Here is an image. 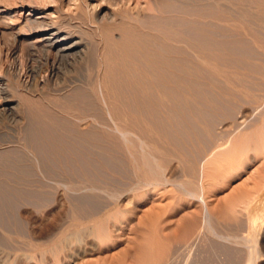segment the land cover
Returning <instances> with one entry per match:
<instances>
[{
	"label": "rangeland",
	"instance_id": "rangeland-1",
	"mask_svg": "<svg viewBox=\"0 0 264 264\" xmlns=\"http://www.w3.org/2000/svg\"><path fill=\"white\" fill-rule=\"evenodd\" d=\"M20 1L25 2L27 0ZM216 1L87 0L85 10L87 12H81V9L78 8L80 5L79 0H72L71 2L69 0H63L60 5V14L53 21L59 23L65 31L73 34L76 38L83 40L85 54L75 64L62 65V73L46 85L43 81L46 78V70L49 66L45 64L46 62L42 59L43 57L40 53H34L31 55V60L29 59L25 63L26 66L36 71L35 76L31 80L27 76H23V68L21 69L20 65V72H17L22 77L20 74H16L15 63L11 59V51L16 48L18 49V47L20 51L23 49L21 47H25L24 43L21 42L22 40L16 42V35L21 30V26L19 25L20 20L15 21L17 25L15 26L16 29L14 32L6 30L7 32L5 34H3L5 26L0 24V64L2 66L5 65L3 67L8 72L6 78L10 81L16 99L23 103L25 109V120H20L17 114L16 117L9 118L10 120L7 119L0 123V143L3 144V148L16 147V143L18 142L21 144L24 142L26 144L28 142L25 139L27 134L25 130L27 129L26 126L28 127L33 124L34 128L41 129L39 131V142L43 143L45 141L46 143V149L43 153L44 156H41L42 158H46L45 163L46 161L48 162L46 166L49 165L48 167H50L47 170L49 173H47V176L50 175L51 178H49L51 180L49 179V183L51 182L52 185L48 189H39L37 187L36 177L29 171L30 169H26L21 164L23 154L20 155V152L10 151L11 153L8 152V154L0 155V175H3V177H0V264H244L247 250L244 247H233V244L217 239V237L206 232L204 227V205L197 199L195 200L193 198V200L192 197L190 198V195H187V192L179 187V184H185L189 186L188 188L193 189L198 185L201 161L209 154L214 141L223 143L229 134L231 135L238 130L236 122L241 121L239 117L247 115L250 118L257 108H259V111H262H260V115H257L258 117L256 116L253 119V123L251 122L250 124H255L259 121L261 119L260 116L262 118L264 117V108H262L264 107V89L261 87L262 83H264V57L259 55L251 47L249 48L252 51L245 49V45L242 44L243 42L245 43L244 37L247 33L253 35L255 39L258 38L256 39L257 42L259 41L264 46V27L262 28L259 25L261 24L260 18L262 12L258 11V13L260 12L258 14L255 11L253 15L249 13V15L246 14L244 17L241 16L247 12L246 10L251 5L255 4L254 6H256L258 2H260L258 3L260 5L262 0H256L257 2L254 0H242L243 3H241V0H235L233 1L234 3L231 0H225V2L230 1V5H225V2L223 3L224 0H218L220 3L222 2V5L219 3V6L215 7ZM16 2L15 0H0L1 9H6L4 7L11 3L14 6ZM237 2L238 5H242V8L237 5ZM219 7H223V9L221 8L220 11H217ZM230 8L231 10L235 9L234 12ZM238 8L246 10L240 13V11L238 12ZM28 14V10L24 11L23 18L27 17ZM109 14L116 17L117 24H111L112 27L109 28L112 30H109L111 34L109 32L107 34L110 37H115L116 40L118 38L120 39V37L125 39L122 52L120 51L121 53L119 52L114 57L116 60L114 62V68H118V72L113 85V95L117 98L119 109H121L120 111L128 109L129 113L126 112L130 118L133 116L139 121L142 119L140 121L141 125H139L141 127L137 126L134 128H137L138 133L144 135L145 138L148 137L147 141L151 142L148 143L151 146L154 144L152 147L155 150L159 148L157 150L159 154L157 155H159V158L162 157V159L164 157L161 161L165 163V155L170 154L172 156L171 152L174 156V158L170 157L173 159L172 162L168 160L169 157H166V179H170L169 186H163V188L161 186L157 187L158 195L149 198L143 205H139L141 200L140 195L145 190L152 192L153 187H144L146 188L144 190L142 188L136 190L135 188H137L136 185L140 180L149 178V175L145 171L146 175L144 172L142 173L143 169H141L142 171L140 170L141 172L133 171L132 160L127 159V152H125L124 148L114 137L111 136V138L109 136L106 141L100 130L95 131L97 135L95 133V135L92 134L91 136H94L92 138L90 135L87 138L79 135L82 131L79 134L76 131L77 135L73 132V129H75L72 126L73 124L67 121L65 117L70 112L77 115L89 113L91 115L94 114L93 116L94 118L97 117V120H103L101 119L103 118L101 116L102 112L100 113L102 109L95 97L92 95L89 97L80 95L78 98L77 96L70 98L68 93L72 88L82 86L86 83L91 86L97 85L96 82H98L97 79L100 75L97 70L101 69L98 64L104 59L103 57L106 53L107 41L104 39L107 36L106 34L103 35V31L98 29L94 24H91V21L93 22V18L96 15L104 16L106 19L109 17ZM160 15H162V19L166 20L165 22L169 19V22L166 23L168 25H163L162 27L160 20L156 18ZM230 15L234 20L236 19L238 21H236L240 25L237 24L238 29L227 28V22L232 20H230ZM33 16L35 18H42L43 14L32 13ZM117 19H119V22ZM180 19H183L182 21L186 20V22L189 20V25L187 27L176 26L177 23L181 22ZM195 21L200 23L198 24ZM217 22L218 25L216 24ZM224 22L226 23L224 24ZM128 31H130V35ZM199 31L200 33H198ZM195 34L197 37L199 35L201 40L193 37ZM202 34L205 38L200 37ZM178 35L181 36V39H178L180 38ZM223 35L227 36H225L226 39ZM173 37L181 42L177 43V40ZM168 38L170 41H167ZM202 39L208 40L205 41L207 44ZM191 40L195 42L192 43L193 41ZM182 41L186 42V46ZM235 41L239 44H236L237 42ZM173 42L175 43L174 45ZM162 43H167L172 47L167 45V48L164 49L161 47L163 45ZM19 44L22 46L20 47ZM227 44L228 47H226ZM237 45L239 49L236 51ZM231 46H235L233 47L235 50L234 54ZM185 47H188L187 52ZM241 47L245 50L240 49ZM198 48L200 50L197 51ZM203 48H206V50ZM212 48L216 49L212 50ZM192 50H195L194 54ZM198 52L204 54L202 55L204 61L210 62L208 64L209 67L207 64H204L207 62L196 60L199 56L201 57L199 59L203 58ZM154 55H156V59ZM161 56L166 58L164 59ZM192 56L196 57L193 59ZM211 56L212 58L210 60L209 58ZM215 56H218V58ZM149 59L154 61L151 64L154 63L152 68L156 75L158 76L160 73L157 78L160 77L161 79L165 76L164 78L171 80L170 82L172 84L175 83L173 84V89L176 88V90H172L170 85L167 87L169 80L166 82L163 81L164 78L161 79L162 83H168L167 85L165 83V85L172 94L164 92L166 89H162L165 97L162 95V91L160 98L156 97L158 99H162L163 97V100H157L160 104L163 103L165 107L163 104L161 105L162 107L155 106V110L150 107L152 110L150 112L151 114L148 112L150 115H144L140 111V109L142 110L141 107H137L139 108L138 110L134 104L132 107L130 105L137 98L136 93L140 90H137L134 94L135 90L132 87L127 88V81L125 80L129 78L130 81V76L127 77L128 73L126 72L128 70L130 71V68L131 70L134 69L132 70L134 72L135 70L138 71L136 73H143L140 75L141 77L146 73V76H144L146 78L151 72L146 67V65H151ZM173 60H175L176 64H173ZM175 65L177 66L175 67ZM191 65L193 66L192 68H190ZM200 65L203 66L200 67ZM255 65L259 66V70ZM181 68H183L184 72ZM211 69L218 70L214 72ZM186 71L187 73H185ZM185 74L186 77H184ZM31 85L34 87L32 88ZM26 87L27 89H25ZM187 87H190V89ZM25 90L29 92L26 94L24 92ZM173 91H177L174 93L176 95L173 94ZM22 93L25 94L23 95ZM139 93H137V96ZM184 94L186 95L184 96ZM146 95H144L145 101L151 99L148 97L145 98ZM134 96L135 98H133ZM172 97L175 98L173 99ZM182 97L185 99V102H183L185 103L184 105L181 102L183 100ZM152 100L153 98L149 102H152ZM148 107L146 108L147 110H149ZM136 109L137 111H135ZM135 114H139L141 117ZM166 117H170L169 120ZM157 118H162L163 121L167 120V123L157 122L159 121L156 120ZM93 120L90 117L89 120L84 121L80 129H89ZM209 121L213 123L211 124ZM208 123L215 127L213 128ZM164 125L166 130H162V128L164 129ZM128 127L132 128L130 125ZM157 131L158 134H155ZM211 132H214V135ZM214 136L216 138H213V140L212 137ZM103 137L104 139L102 140ZM42 139L43 142L41 141ZM252 148L254 149V144ZM253 149L248 154L246 170L242 172L240 177L231 182H225L220 177L214 182L215 184L213 183L212 185L210 180L209 183L205 182L204 185L205 189H207L205 192L207 201L209 202V211L214 215V218L216 217L214 225L217 232L222 235H230L232 233L242 238L252 236L254 233L264 253V158L258 157ZM163 152H166V154H162ZM67 181L75 184L80 183V185L82 183V185L84 183L88 185V181H92L89 185L93 183L96 187L100 188V191H116L122 193L123 197L120 199L121 202L112 205L106 201L103 194L84 196L81 198V201H77V204L75 203L76 208V206L73 207L74 205L71 202L69 192L62 186ZM187 182H192V185L193 182L196 184L194 187H191V184L189 185ZM245 197H253L248 213L245 210H241V206H239V200ZM232 203L234 205L237 204L236 207L238 206V209L236 211L231 210L230 204ZM234 211L236 214L233 213ZM77 216L78 218L76 219L79 221L75 218L73 220L72 217ZM101 222L107 226L110 233L109 238H104L105 240L97 232L98 225ZM247 222L251 223L249 224ZM60 229L65 230L61 236L63 238L60 237L56 242H50L49 240L53 234ZM6 230L11 232L9 235L10 241L2 238V234ZM86 247L89 250L90 248L92 249L90 250V254L85 256V258L80 257L72 262L69 253L72 250ZM3 255L5 256L3 257ZM257 264H264V261H260Z\"/></svg>",
	"mask_w": 264,
	"mask_h": 264
},
{
	"label": "bare ground",
	"instance_id": "bare-ground-1",
	"mask_svg": "<svg viewBox=\"0 0 264 264\" xmlns=\"http://www.w3.org/2000/svg\"><path fill=\"white\" fill-rule=\"evenodd\" d=\"M9 1V0H8ZM11 1V0H10ZM17 1L14 6H12L11 4H7L6 9H1V6H0V24L4 25L5 26V29H4V33L7 32V31H13L16 29L15 26L17 25L15 21H18L20 20L19 22V25L21 26L20 27V31L19 33H17L16 35V42H18V40H22L21 42L24 43L25 47H21L20 44L19 46L21 48H23L22 50H18L16 48L15 50L11 51V59L14 61V65H15V71H19V65L21 67V69L23 68V76H27V78H29L31 80L32 77L35 76L36 74V71L29 68L28 66L25 65L26 62L29 61V59L31 58V55H33L34 53H40L42 55V59L46 62L45 64H47L49 66V68L46 70L47 71V75H46V78H44V83L45 85L49 82H51L53 79H55L56 77H58L60 75L61 72V66L62 65H72V64H75L76 62H78L80 59H82L83 55L85 54L84 53V47H83V40L82 39H78L76 38L73 34L65 31L62 26L59 25V23L53 21L54 18H56L59 14H60V5L61 3L63 2V0H27V1H20V0H15ZM20 1V2H19ZM72 0H69V2H71ZM80 1V5H79V9H81V12H87L85 11L86 10V1L87 0H79ZM214 1V0H213ZM218 1V0H217ZM215 2V7H218L219 6V0L218 2ZM223 1V0H222ZM232 3H234L233 1L235 0H231ZM242 1V0H241ZM247 1H250V0H247ZM256 1V0H254ZM261 1V0H260ZM174 2V1H173ZM225 2V0L223 1V3ZM230 2V1H229ZM228 1L225 2V5H230ZM257 2V1H256ZM105 3V2H104ZM213 3V2H211ZM226 3H229V4H226ZM232 3H231V6H232ZM240 3V2H239ZM243 3V1L241 2ZM250 3V2H249ZM260 3V2H258ZM258 3H256V6H254L255 4L251 5L249 7V9H239L238 8V12L240 11V13L242 12H245V10L247 12L244 13V15H241V16H246L250 14L253 15V13L256 11L258 13V11L262 12V16L260 18V22L262 26V28L264 27V0L261 1V4L259 5ZM222 5V2L220 3ZM258 4V5H257ZM224 5V4H223ZM237 5H238V2H237ZM230 6V7H231ZM240 6V8H242V5H238ZM9 7V8H8ZM214 7V5H213ZM224 7V6H223ZM223 7H221L223 9ZM237 7V6H236ZM235 7V9H237ZM221 8L219 7L217 11H220ZM214 9V8H213ZM212 9V10H213ZM217 9V8H216ZM230 10L234 12V10ZM28 10L29 11V14L27 15V17H24L23 18V14H24V11ZM183 10V9H182ZM211 10V11H212ZM229 10V9H228ZM242 10V11H241ZM192 11V10H191ZM224 11V10H222ZM193 12V11H192ZM201 12V11H200ZM199 12V13H200ZM230 12V11H229ZM260 12L258 14H260ZM32 13H41L43 14V17L42 18H35L34 16L32 17ZM146 14V13H145ZM163 14V13H162ZM180 14V13H179ZM141 15V14H140ZM193 15V14H192ZM191 15V16H192ZM195 15V14H194ZM200 15V14H198ZM224 15V14H223ZM232 15V14H231ZM230 15V22L228 21V25H227V28L229 27V29H233V28H237L238 29V23H236V19L234 20L232 18V16ZM240 15V14H239ZM108 16V15H107ZM106 16V17H107ZM156 16V15H155ZM154 16V17H155ZM162 15L160 16H157L156 18L160 20V23L162 24V27L163 25H168L166 24L167 22H169L167 19V22H165L166 20L165 19H162L161 18ZM18 17V18H17ZM20 17V19H19ZM90 17V16H89ZM259 17V16H258ZM108 18V20H106ZM105 19V17H101V15H96L94 16V20L93 22L91 21V24H94L98 29H100L101 31H103L102 33H104L103 35L106 34V38L104 40L107 41V45H106V48H105V56L102 58L103 60L101 61L100 64V68L98 73L100 74L98 77V82L96 86H91L89 84H84L82 86H77V87H74L71 89V91L68 93V96H70V98L73 96H80V95H85V97H89V96H93L95 97L97 100H98V103L102 109V111H100V113L102 112V115L103 119L102 121H100V119H96L97 115L95 116L96 118H94V114L91 115L89 113H81V114H73V113H67V115L65 116L67 118V121L71 122V124H73L72 126L75 128L73 129V132L76 133V131L78 132L79 135H82L84 137H89V135L91 136L92 134L95 133V131H99L103 134L102 136L105 137L106 141H107V138H109V136L111 137H114L117 142L120 143V145L124 148L125 152H127L126 154H128V157L127 159H131L132 160V169L133 171L137 172H141L142 173L145 171L147 173V175H149V178H145V180H140L138 183H137V188H135L136 190L142 188L143 190L146 189L144 187H153V190L152 192L149 191V190H145V192L142 193L141 196V200L139 202V205H143L147 202V200L149 198H153L155 197L157 194V190L158 189L157 187H160L163 188V186L165 187H168L169 186V180L166 179V171H167V165L165 164L167 162L166 160V157L170 158V157H173V154L171 152V155H165L166 152L162 153L165 155V163L164 161H161L162 157L159 158V152L157 150H155L154 147H152L149 143V141H147V138L144 137V135H141L140 133H138V131L136 130L137 128H134V127H137L139 125H141L140 121H142V119L139 121L136 117H129L127 115V112H128V109L127 110H124V111H120L121 109H119V105L117 103V98L113 95V90H114V82L116 80V75H117V72H118V68H114V62L116 61L115 60V56L122 50H123V46H124V41L125 39L124 38H121L120 39L118 38V40H116L115 37H110L108 34L111 32L109 30L111 26V24H114L115 25L117 24L116 22V17L113 15H110L109 14V17H107ZM146 18V17H145ZM200 18V17H198ZM223 18V17H222ZM221 18V19H222ZM91 19V18H90ZM203 19V17H202ZM211 19V18H210ZM229 19V17H228ZM227 19V20H228ZM4 20H6V22H4ZM118 22H119V19H117ZM150 20V19H148ZM158 20V21H159ZM183 20V19H182ZM180 19L181 22L177 23L176 26H179V27H187L189 24V20L186 22L185 21H182ZM197 20V18H196ZM200 20V19H199ZM205 20V18L203 19ZM226 20V21H227ZM239 20V19H238ZM51 21V22H50ZM83 21V20H82ZM85 21V20H84ZM110 21V22H108ZM139 21V20H138ZM144 21V20H143ZM162 21V22H161ZM171 21V20H170ZM198 21V20H197ZM202 21V20H201ZM225 21V20H224ZM88 22V21H87ZM121 22V21H120ZM173 22V21H172ZM175 22V21H174ZM177 22V21H176ZM196 22V21H195ZM216 22V21H215ZM219 22V21H218ZM218 22L216 23L218 25ZM238 22V21H237ZM190 23H192L190 21ZM198 23V22H196ZM200 23V22H199ZM198 23V24H199ZM205 23V22H204ZM203 23V24H204ZM226 22H224L225 24ZM122 24V23H121ZM120 24V25H121ZM195 24V23H194ZM238 24V25H237ZM245 24V23H244ZM113 25V26H115ZM172 25V24H171ZM191 25V24H190ZM202 25V24H201ZM207 25V24H206ZM213 25V24H212ZM211 25V26H212ZM124 26V25H123ZM200 26V25H199ZM221 26V25H220ZM226 26V25H225ZM240 26V25H239ZM117 27V26H116ZM191 27V26H190ZM243 27V26H242ZM152 28V27H151ZM168 28V27H167ZM241 28V27H240ZM177 29V28H176ZM175 29V30H176ZM189 29V28H188ZM187 29V30H188ZM194 29V28H193ZM7 30V31H6ZM250 30V29H249ZM100 31V32H101ZM112 31V30H111ZM180 31V30H178ZM109 32V33H108ZM130 31H128L129 33ZM177 32V31H176ZM175 32V33H176ZM184 32V31H183ZM192 32V31H190ZM196 32V31H195ZM193 32V33H195ZM216 32V31H215ZM214 32V33H215ZM256 32V31H255ZM108 33V34H107ZM200 33V31L198 32ZM202 33V32H201ZM204 33V32H203ZM127 34V33H126ZM179 34V33H178ZM205 34V33H204ZM228 34V33H227ZM226 34V35H227ZM258 34V32H257ZM256 34V35H257ZM128 35V34H127ZM130 35V33H129ZM180 35V34H179ZM178 35V36H179ZM194 35V34H193ZM214 35V34H213ZM225 35V36H226ZM231 35V34H230ZM260 35V34H259ZM112 36V35H111ZM124 36V35H123ZM183 36V34H182ZM189 36V35H188ZM210 36V35H209ZM215 36V35H214ZM217 36V35H216ZM224 36V35H223ZM224 36V38H225ZM229 36V35H228ZM180 38L178 39H181V36H179ZM185 37V35H184ZM192 37V36H191ZM193 37H197V35L195 34V36ZM200 37L202 38L203 37V34L202 36L200 35ZM227 37V36H226ZM255 37V36H254ZM257 37V36H256ZM172 38V37H171ZM174 39H176L175 37H173ZM188 38V37H187ZM199 38V35L198 37ZM205 38V36L203 37ZM211 38V36H210ZM177 40V43H180L181 41L180 40ZM193 39V38H192ZM200 39V38H199ZM198 39V40H199ZM226 39V38H225ZM232 39V38H231ZM258 39V38H256ZM255 38H253V35L251 34H245V37H244V41L245 43L243 42L242 44H244L243 46L245 47V49L247 50H250L251 48L252 49H255L259 55L263 56L264 57V46H262L260 44V42L256 40ZM264 39V38H263ZM166 40V39H164ZM169 40V38L167 39V41ZM173 40V39H172ZM194 40V39H193ZM191 40V41H193ZM201 40V39H200ZM105 41V42H106ZM170 41V40H169ZM175 41V40H174ZM179 41V42H178ZM189 41V40H188ZM202 41H208V40H204L202 39ZM201 41V42H202ZM216 41V40H215ZM230 41V40H229ZM104 42V43H105ZM166 42V41H165ZM172 42V41H171ZM170 42V43H171ZM195 41H193L192 43H194ZM199 42V41H198ZM197 42V43H198ZM214 42V41H213ZM218 42V41H217ZM227 42V41H226ZM225 42V43H226ZM231 42V41H230ZM237 42V41H235ZM21 43V44H22ZM169 43V44H170ZM182 43L185 44L186 46V42H183ZM191 43V42H190ZM203 43V42H202ZM206 43V42H205ZM212 43V42H210ZM215 43V42H214ZM213 43V44H214ZM228 43V42H227ZM163 45L161 46L162 48L166 49L167 48V43H162ZM175 43L173 42V45ZM196 44V43H195ZM200 44V43H199ZM207 44V43H206ZM216 44V43H215ZM214 44V45H215ZM234 44V43H232ZM231 44V45H232ZM236 44H239L238 42ZM235 44V45H236ZM240 43V45H242ZM18 45V44H17ZM23 45V46H24ZM166 45V47H164ZM172 45V44H170ZM180 45V44H178ZM188 47H189V44L187 43ZM191 45V44H190ZM198 45V44H197ZM202 45V44H201ZM213 45V47H214ZM169 46V45H168ZM193 46V45H192ZM191 46V48H192ZM200 46V45H198ZM212 46V45H211ZM217 47V45H215ZM242 46V47H243ZM17 47V46H16ZM169 47H172V46H169ZM168 47V48H169ZM187 47V48H188ZM195 47V46H194ZM202 47V46H200ZM209 47V46H208ZM220 47V46H219ZM228 47V44L227 46ZM232 47V46H231ZM235 47V46H233ZM232 47V49L234 50V48ZM237 49L236 51L239 49L238 45L236 46ZM242 47L240 49H242ZM251 47V48H249ZM186 48V47H185ZM187 48H186V52H187ZM225 49V47H223ZM161 49V48H160ZM181 49V47H180ZM204 49V48H203ZM202 49V50H203ZM215 50L216 48H212V50ZM244 48L242 49L243 51L245 50ZM86 50V49H85ZM175 50V48H174ZM172 50V51H174ZM200 50L199 48L197 49V51ZM206 50V48L204 49ZM210 50V49H209ZM231 50V49H230ZM163 51V50H162ZM177 51H178V48H177ZM181 51V50H180ZM193 51V50H192ZM195 51V50H194ZM193 51V54L195 53ZM218 51V50H217ZM232 51V50H231ZM240 51V50H239ZM242 51V53H243ZM252 51V50H250ZM255 51V52H256ZM10 52V51H9ZM120 52V53H121ZM176 52V50H175ZM182 52V51H181ZM189 52V51H188ZM191 52V51H190ZM201 52V51H200ZM205 52V51H204ZM214 52V51H213ZM224 52V51H223ZM233 52V51H232ZM177 53V52H176ZM199 53V52H198ZM207 53V52H206ZM210 53V52H209ZM216 53V52H215ZM214 53V55H215ZM235 53V50L233 52V54ZM102 54V53H101ZM175 54V53H174ZM182 54V53H181ZM180 54V55H181ZM184 54V52H183ZM192 54V53H191ZM200 54V53H199ZM222 54V53H221ZM220 54V55H221ZM240 54V53H239ZM250 54V53H249ZM176 55V54H175ZM186 55V53H185ZM197 55V54H196ZM201 56L204 55V54H200ZM210 55H212V53H210ZM243 55V54H242ZM103 56V55H102ZM101 56V57H102ZM159 56V55H158ZM183 56V55H182ZM1 57V56H0ZM155 59L157 58L156 55H154ZM160 57V56H159ZM158 57V58H159ZM162 58H166V57H163L161 56ZM181 57V56H180ZM193 57V56H192ZM196 56L193 57V59L195 58ZM203 57V56H202ZM214 57V56H213ZM216 57V56H215ZM234 57V56H233ZM240 57V56H239ZM259 57V56H258ZM198 61H204V57L202 59H199L201 58L200 56L197 57ZM206 58V56H205ZM212 56L209 58L211 60ZM218 58V56L216 57ZM224 58V57H223ZM252 58V57H251ZM101 59V58H100ZM174 59V58H173ZM179 59V58H178ZM207 59V58H206ZM205 59V60H206ZM31 60V59H30ZM99 60V59H98ZM169 60V59H168ZM180 60V59H179ZM182 60V59H181ZM195 60V62H196ZM209 60V61H210ZM219 60V59H218ZM82 61V60H81ZM149 61H151V59H149ZM162 61V60H161ZM165 62V60H163ZM154 62V61H151L150 64ZM172 62H174L173 64H176L175 63V60H173ZM179 62V61H178ZM186 62V61H185ZM204 62H207V61H204ZM203 62V63H204ZM245 62V61H244ZM1 63V62H0ZM168 63V62H167ZM171 63V62H170ZM180 63V62H179ZM193 63V62H192ZM202 63V62H200ZM210 62H207V63H204V64H209ZM212 63V62H211ZM146 64V63H145ZM144 64V65H145ZM149 64V65H150ZM154 64V63H153ZM153 64H151L150 66H147L150 70V74L147 75V79L144 77L146 76V73L143 77H141L140 75L142 74H139V73H136L138 71L130 68V71H126L128 73L127 77L130 76V81H129V78H126L127 80L125 81H129L128 83L126 82V86L127 88H130L132 87L134 91V94L137 90H140V91H137L138 96H137V93H136V97L138 98V100L134 99L132 103H130L131 107L132 105L134 104V106L137 107H141L142 110L140 109L141 113H143L144 115L148 114V112L150 113L152 110L151 109H156L155 106L159 107L161 106L163 103H159L158 100H163V97L162 99H158L157 97L160 98V93L162 91V95L164 94V92H169V85L172 87L171 89L172 90H176L173 89L175 83H171L169 79H165L164 77H162L161 79L164 78L163 81H168V83H162L160 77L157 78L159 75L157 76L155 71L153 70ZM159 64V62H158ZM165 64V63H164ZM172 64V63H171ZM170 64V65H171ZM178 64V63H177ZM184 64V63H182ZM181 64V65H182ZM188 64V63H186ZM185 64V65H186ZM216 64V63H215ZM138 65V64H137ZM156 65V64H155ZM180 65V66H181ZM184 65V67H185ZM249 65H252V64H249ZM5 66V65H3ZM1 64H0V123L3 122L4 120H7L9 118H12V117H16L17 114L19 115L20 117V120H25V109H24V105L23 103L16 99V96L14 94V91L12 90V87H11V84H10V81L6 78L7 75H8V72L7 70L5 69V67H3ZM160 66V65H159ZM166 66V65H165ZM173 66V65H172ZM177 65H175L176 67ZM203 66V65H200V67ZM257 66V65H255ZM136 68V66H134ZM157 67V66H156ZM169 67V66H168ZM179 67V65H178ZM182 67V66H181ZM188 67V66H187ZM193 66L191 65L190 68H192ZM199 67V68H200ZM205 67H207L205 65ZM209 67V65H208ZM212 67V66H211ZM99 68V67H98ZM140 68V67H139ZM147 68V70H148ZM152 68V69H151ZM155 68V67H154ZM160 68V67H159ZM171 68V67H169ZM189 68V69H190ZM249 68V67H248ZM253 68V67H252ZM259 68V66H257V69ZM128 69V68H126ZM161 69V68H160ZM176 69V68H175ZM180 69V68H178ZM182 71H183V68H181ZM188 69V68H187ZM186 69V70H187ZM205 69V68H204ZM264 69V68H263ZM9 70V69H8ZM138 70V69H137ZM142 70V69H141ZM194 70V69H193ZM209 70V69H208ZM213 70V69H211ZM218 70V69H217ZM216 70V71H217ZM249 70V69H248ZM256 70V69H255ZM254 70V71H255ZM259 70V69H258ZM175 71V70H174ZM178 71V70H177ZM181 71V73H182ZM214 72L215 69L213 70ZM20 72V71H19ZM21 72V73H22ZM121 72H123L121 70ZM147 72V73H149ZM163 72V71H162ZM184 72V71H183ZM196 72V70H195ZM213 72V73H214ZM164 73V72H163ZM167 73V72H166ZM169 73V72H168ZM173 73V72H172ZM176 73V72H175ZM187 73V71L185 72ZM189 73V72H188ZM212 73V72H211ZM218 73V72H217ZM215 73V74H217ZM220 73V72H219ZM257 73V72H256ZM16 74H20V73H16ZM122 74V73H120ZM138 74V75H137ZM180 74V73H179ZM197 74V73H196ZM240 74V73H239ZM21 75V74H20ZM165 75V74H163ZM174 75V74H173ZM172 75V77H174ZM188 75V74H187ZM178 76V75H177ZM181 77V75H179ZM183 76V75H182ZM189 76V75H188ZM187 76V77H188ZM198 76V75H197ZM261 76V75H260ZM22 77V75H21ZM169 77V76H168ZM167 77V78H168ZM184 77H186V74L184 75ZM248 77V76H247ZM125 78V77H124ZM171 79V77H169ZM193 78V77H192ZM196 78V77H195ZM237 78V77H236ZM240 78V77H239ZM262 78V77H261ZM21 79V78H20ZM182 79V78H181ZM183 79H186V78H183ZM189 79V78H187ZM27 80V79H26ZM174 80V79H173ZM180 81V80H178ZM185 81V80H184ZM190 81V80H188ZM187 81V82H188ZM41 82V81H40ZM175 82V80H174ZM176 82H177V79H176ZM181 82V81H180ZM186 82V81H185ZM173 85H171V84ZM191 83V82H190ZM28 84V83H27ZM37 84V83H36ZM252 84V83H251ZM187 85V83H186ZM191 85V84H190ZM196 85V84H195ZM253 85V84H252ZM32 88L34 87L33 85H31ZM180 86V85H179ZM189 86V85H188ZM193 86V84H192ZM259 86V85H258ZM29 87V86H28ZM37 87V85H36ZM183 87V86H182ZM263 89H264V83H262V86ZM126 88V87H125ZM179 88V87H178ZM188 89H190V87H187ZM252 88V87H251ZM27 89V87L25 88ZM63 89V88H62ZM161 89V90H160ZM164 89H168L167 91L163 90ZM186 89V88H185ZM256 89V88H255ZM259 89V88H258ZM29 90V89H28ZM24 91L26 92V94L29 92V91ZM38 90V89H37ZM37 90H34V91H37ZM131 90V89H130ZM179 91V89H177ZM180 90H181V87H180ZM260 90V89H259ZM64 91V90H63ZM62 91V92H63ZM68 91V90H67ZM127 91V90H126ZM190 91V90H189ZM261 91V90H260ZM20 92V91H19ZM23 92V91H22ZM32 92V91H31ZM132 92V91H131ZM130 92V93H131ZM146 92V93H145ZM177 92V91H176ZM173 91V94L176 93ZM21 93V92H20ZM129 93V94H130ZM170 93V92H169ZM180 93V92H179ZM182 93V92H181ZM189 93V92H188ZM19 94V93H18ZM23 95L25 93H22ZM43 94V93H42ZM41 94V95H42ZM128 94V93H126ZM133 94V93H132ZM147 94L145 96L148 97V98H153L152 102L149 100L148 101H145L144 99V95ZM172 94V93H170ZM187 94V93H186ZM184 94V96L186 95ZM45 95V94H44ZM43 95V96H44ZM150 95V96H148ZM168 95V94H167ZM176 95V94H174ZM188 95V94H187ZM143 96V97H141ZM157 96V97H156ZM164 96V95H163ZM170 96V95H168ZM172 96V95H171ZM51 97V96H50ZM127 97V96H126ZM131 97V96H130ZM165 97V96H164ZM67 98V96H66ZM84 98V97H82ZM135 98V96L133 97ZM155 98V99H154ZM170 98V97H169ZM173 98V97H172ZM175 98V97H174ZM173 98V99H174ZM32 99V98H31ZM40 99V98H39ZM158 99V100H157ZM168 99V98H167ZM182 103L185 102V99L182 97ZM189 99V98H188ZM82 100V99H81ZM178 100V99H177ZM176 100V101H177ZM187 100V99H186ZM223 100V99H222ZM227 100V98H226ZM229 100V99H228ZM35 101V100H34ZM42 101V100H41ZM170 101V99H169ZM175 101V102H176ZM258 101V100H257ZM31 102V101H30ZM149 102V103H148ZM154 102V103H153ZM164 102V101H163ZM167 102V101H166ZM174 102V101H173ZM189 102V101H188ZM251 102V101H250ZM36 103V102H35ZM39 103V101H38ZM127 103V102H125ZM178 103V102H177ZM187 103V102H186ZM191 103V102H190ZM189 103V104H190ZM262 103V102H261ZM185 103H183L184 105ZM188 104V103H187ZM174 105V104H173ZM177 105V104H176ZM179 105V104H178ZM147 106H149V110H147ZM164 106V104H163ZM190 106V105H188ZM261 106V105H260ZM130 107V106H129ZM128 107V108H129ZM151 107V109H150ZM162 107V106H161ZM165 107V106H164ZM177 107V106H176ZM175 107V108H176ZM184 107V106H183ZM139 108H137L139 110ZM264 108V107H262ZM137 109L135 111H137ZM154 109V110H155ZM159 110V108H157ZM163 109V108H161ZM261 109V107H260ZM153 110V111H154ZM127 111V112H126ZM161 111V110H159ZM262 111V110H260ZM260 111H259V108H257L254 113H253V116H251L250 118L246 115V116H242V117H239V119L241 118V121L239 122H236L237 124V130L236 132H233V134H229L225 139H224V142L223 143H219V142H216L214 141L213 142V146H212V149L210 150L209 154L201 161V168L200 169V174H199V183L197 186H195L196 183L193 182V185H192V182L189 183V185L191 184V187L195 186L193 189L191 188H188L189 186L185 185V184H179L180 188L184 191H186L187 195H190V198L192 197V199L194 198L195 200L197 199L198 201H200L204 207H205V229H206V232H208L209 234L217 237V239H220L224 242H227V243H230V244H233V247L236 246V247H244L247 251V253L245 254V260H244V264H257L258 262L260 261H264V253L262 252L261 250V247H260V243H259V240L258 238L256 237V235L253 233L252 236H246V237H240V236H236V235H233L232 233L230 235H222V234H219L215 228V225H214V215H212V213H210L209 211V208H208V201H207V198H206V192L205 190V185L204 183L205 182H212V185L213 183L220 177H222L223 180H225V182H231V181H234L235 179H237L238 177H240V175L242 174L243 171L246 170V165H247V158H248V154L249 152L253 149L252 148V145L254 144V151L256 153V155L258 157H262L264 158V117L262 118V116H260V120L257 121L255 124H250L252 121H254L253 119L257 116V115H260ZM131 112V111H130ZM129 113V112H128ZM134 113H137V112H134ZM140 113V112H138ZM206 113V112H205ZM62 114V113H61ZM151 114V113H150ZM148 114V115H150ZM133 115V113H132ZM135 115H138L139 117H141L139 114H135ZM143 115V116H144ZM157 115V114H156ZM208 115V114H207ZM231 115V114H230ZM152 116H153V113H152ZM170 116V115H169ZM93 118V123L91 125V127H89V129H86V130H82L80 129L82 123L84 121H87L89 120V118ZM146 117V116H145ZM200 117V116H199ZM258 117V116H257ZM148 118V117H147ZM154 118V117H153ZM167 120H169L170 117H166ZM27 119V118H26ZM145 119V118H144ZM152 119V117H151ZM150 119V120H151ZM10 120V119H9ZM154 120V119H153ZM156 120H159L157 122H165L167 123V120H162L157 118ZM203 121V120H202ZM238 121V120H236ZM152 122V121H151ZM155 122V121H153ZM210 122V121H209ZM30 123H33V122H30ZM29 123V124H30ZM149 123V122H148ZM160 123V124H161ZM164 123V124H165ZM201 123V122H200ZM211 123V122H210ZM213 123V122H212ZM211 123V124H212ZM253 123V122H252ZM209 124V123H208ZM32 125V126H31ZM30 126H26L27 129L26 132V136H25V139L28 140V142L26 144H24V142H22L23 144L19 143H16V147H5L3 148V144L0 143V155L2 154H8V152L10 151H17V152H20L19 154L22 155L23 154V160L21 161V164H23V167H25L26 169H30L29 171L32 172V174L36 177V185L37 187L40 188H47L50 187L51 188V182L49 183V179L51 178L50 175L47 176V173H48V169H50V167L46 166V163L48 164V162L46 161L45 163V159L46 158H42L41 155H43V153L45 152V149H46V143L45 141L43 142V139L41 140L43 143H40L39 142V131H41V129L39 130L37 127L34 128L33 124H31ZM125 125H130L132 126V128H129L128 126H125ZM150 125V124H149ZM168 125V124H167ZM210 125V124H209ZM144 126V125H143ZM212 126V125H210ZM63 127V126H62ZM141 127V126H139ZM149 127V126H148ZM213 127V126H212ZM215 127V126H214ZM213 127V128H214ZM243 127V128H242ZM155 128V127H154ZM156 129V128H155ZM158 129V127H157ZM246 129V130H244ZM70 130V129H69ZM75 130V131H74ZM162 130H166L165 129V125H164V129L162 128ZM205 130V129H204ZM213 131V129H212ZM25 132V133H26ZM73 132H70V133H73ZM160 132V131H159ZM167 132V131H165ZM208 132V131H207ZM158 134V131L155 132V134ZM213 133L214 135V132H211ZM77 134V135H78ZM96 134V133H95ZM94 134V135H95ZM163 134V133H162ZM169 134V133H168ZM207 134V133H206ZM216 134V133H215ZM43 135V134H42ZM97 135V134H96ZM210 135V134H209ZM212 135V134H211ZM221 135V134H219ZM67 136V135H66ZM100 136V134H99ZM98 136V137H99ZM107 136V137H106ZM146 136V134H145ZM169 136V135H168ZM58 137V136H57ZM79 137V136H78ZM76 137V138H78ZM94 137V136H91V138ZM104 137L102 138V140L104 139ZM111 137V138H112ZM202 137V136H201ZM209 137V136H208ZM217 137V135H216ZM215 136L212 137L213 138H216ZM56 138V137H55ZM80 138V137H79ZM110 138V139H111ZM162 138V137H161ZM167 138V137H166ZM169 138V137H168ZM221 138V137H220ZM211 139V138H210ZM218 139V137H217ZM45 140V139H44ZM76 140V139H75ZM79 140V139H78ZM88 140V139H87ZM95 140V139H94ZM115 140V141H116ZM214 140V139H213ZM25 141V140H24ZM172 141V140H170ZM80 142V140H79ZM149 142V143H148ZM211 142V141H210ZM45 143V144H44ZM84 143V142H83ZM102 143V142H101ZM106 143V142H105ZM112 143V142H111ZM169 143V142H168ZM202 143V142H201ZM51 144V143H50ZM89 144V143H88ZM115 144V143H114ZM19 145V146H17ZM105 145V144H104ZM119 145V146H120ZM71 146V145H70ZM117 146V145H116ZM60 147V146H59ZM156 147V146H155ZM158 147V146H157ZM90 148V147H89ZM116 148V147H115ZM53 149V148H52ZM85 149V148H84ZM88 149V148H87ZM94 149V148H93ZM161 149V148H160ZM123 150V151H124ZM161 151V150H160ZM60 152V151H59ZM11 153V152H10ZM9 153V154H10ZM125 154V153H124ZM161 154V153H160ZM44 156V155H43ZM125 156V155H124ZM130 156V157H129ZM162 156V155H160ZM176 157V156H175ZM2 158V157H1ZM124 158V157H123ZM168 160L170 162H172L173 159H169ZM69 159V158H68ZM86 159V158H85ZM101 159V158H100ZM164 159V157H163ZM162 159V160H163ZM1 160V159H0ZM124 160V159H123ZM130 160V162H131ZM81 162V161H80ZM198 164V163H197ZM168 165H169V162H168ZM198 169V168H197ZM196 169V171H197ZM130 170V169H129ZM141 170V171H140ZM132 171V170H131ZM144 172V174H145ZM196 173V172H195ZM49 174V173H48ZM143 174V175H144ZM198 174V172H197ZM146 175V174H145ZM141 176V175H140ZM0 177H3V175H0ZM50 177V178H49ZM18 178V177H17ZM21 178V177H20ZM139 178V177H138ZM90 179V177H89ZM140 179V178H139ZM138 179V180H139ZM196 179V180H197ZM51 180V179H50ZM87 180V179H86ZM4 181V180H3ZM48 181V182H47ZM189 181V180H188ZM1 182V181H0ZM92 181H88V185H80L79 184H75V183H72V182H64L62 185L70 194V199H71V202H73V207L76 206V204L81 201V198L84 197V196H97L98 194H103L106 201L109 202L110 204L112 205H115V203H118V202H121L120 199L123 197L122 196V193H119V192H116V191H100V188L99 187H96V185H94L92 183V185H89V183H91ZM224 182V181H223ZM15 183V182H14ZM87 183V182H86ZM186 183V182H184ZM217 183V182H216ZM10 184V183H9ZM215 184V183H214ZM3 185V184H2ZM39 185V186H38ZM211 185V186H212ZM135 186V187H136ZM6 188V187H5ZM99 188V189H98ZM3 189V188H2ZM141 189V190H142ZM149 189V188H148ZM14 190V189H13ZM103 190V189H102ZM51 191V190H50ZM18 192V191H17ZM16 193V192H15ZM51 193V192H50ZM7 195V194H6ZM32 195V194H31ZM42 195V194H41ZM9 197V196H8ZM95 198V197H94ZM161 198V197H160ZM253 198V197H252ZM252 198H248V197H245L243 199H240L239 200V206H241V210H245V212L248 213L249 211V208H250V204L251 202L253 201ZM40 199V198H39ZM103 200H105L104 198H102ZM193 199V200H194ZM12 201V200H11ZM78 201V202H77ZM77 202V203H76ZM103 202V201H102ZM132 202V201H131ZM13 203V202H12ZM76 203V204H75ZM108 203V204H109ZM103 204V203H102ZM107 204V203H106ZM105 204V205H106ZM107 204V205H108ZM109 204V205H110ZM233 204V203H232ZM230 204L231 206V210H237L238 206L236 207L237 204ZM14 205V204H13ZM77 208V206H76ZM105 208V207H104ZM240 208V207H239ZM72 210V209H71ZM235 211L233 213H235ZM239 212V211H237ZM74 213V212H73ZM117 214V212H116ZM130 214V213H129ZM236 214V213H235ZM241 214V213H239ZM75 215V214H74ZM99 215V214H98ZM249 215V214H248ZM76 216V215H75ZM247 216V215H246ZM82 217V216H81ZM5 218V217H4ZM73 220H75L77 217H72ZM75 218V219H74ZM90 219V218H89ZM78 220V219H76ZM81 220V218H80ZM86 220V219H85ZM8 221V220H7ZM79 221V220H78ZM77 221V222H78ZM102 221V220H101ZM93 222V221H92ZM249 223V222H247ZM251 223V222H250ZM249 223V224H250ZM89 224V223H88ZM106 224V223H105ZM3 225V224H2ZM70 225V224H69ZM72 225V224H71ZM75 225V224H74ZM100 225V226H99ZM98 225V234H100V237L101 238H109V231L107 229V226H105L104 224H102V222ZM248 225V224H247ZM255 225V224H254ZM8 226V225H7ZM63 226V225H62ZM93 226V224H92ZM67 228V227H66ZM91 228V227H90ZM64 229V228H63ZM255 229V228H254ZM65 231V230H64ZM63 230H58L56 233L53 234L52 238L49 240L50 242H56L58 239H60V237L63 235ZM92 231V230H91ZM96 231V230H95ZM254 231V230H253ZM111 232V231H110ZM2 233V232H1ZM67 233V232H66ZM204 233V232H203ZM11 234V232H8V230H6L3 234H2V238L3 239H7V241H10V237L9 235ZM22 234V233H21ZM97 234V233H95ZM97 234V236H98ZM1 237V236H0ZM12 238V237H11ZM29 238V237H28ZM63 238V237H61ZM83 238V237H82ZM9 239V240H8ZM31 239V238H30ZM105 240V239H104ZM199 240V239H198ZM63 242V241H62ZM20 243V242H19ZM31 245V244H30ZM35 245V244H34ZM195 246V245H194ZM196 247V246H195ZM15 248V247H14ZM64 248V247H63ZM72 249V248H71ZM75 249V248H74ZM55 250V249H54ZM90 250H92L90 248ZM90 250L88 249V247L86 248H79V249H75V250H72L70 253H69V257L70 259H72V262L73 260L77 259V258H80V257H84L89 255L90 254ZM240 250V249H239ZM51 251V250H50ZM67 253V254H68ZM193 253V252H192ZM3 254V253H2ZM8 254V253H7ZM56 254V253H55ZM60 254V253H59ZM5 255H3L4 257ZM17 256V255H16ZM57 256V255H56ZM2 257V258H3ZM9 257V256H8ZM9 259V258H8ZM82 259V258H81ZM188 261V260H187ZM8 262V261H7ZM46 262V261H45ZM1 263V262H0ZM5 263V262H4ZM56 264V263H55Z\"/></svg>",
	"mask_w": 264,
	"mask_h": 264
}]
</instances>
